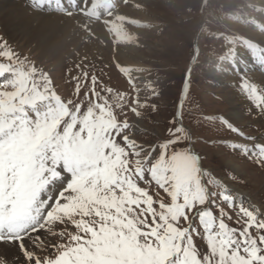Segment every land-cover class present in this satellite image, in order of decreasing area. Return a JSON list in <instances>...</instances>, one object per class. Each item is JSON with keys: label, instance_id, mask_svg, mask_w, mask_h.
I'll return each mask as SVG.
<instances>
[{"label": "snow or ice", "instance_id": "obj_1", "mask_svg": "<svg viewBox=\"0 0 264 264\" xmlns=\"http://www.w3.org/2000/svg\"><path fill=\"white\" fill-rule=\"evenodd\" d=\"M111 5L82 0L79 11L110 16ZM237 46L264 72V43L248 40L227 47L219 67L239 69ZM77 68L61 92L0 37V242L21 254L12 264H264V207L203 166L184 96L163 133L144 140L139 122L158 110L152 82L132 75L142 69L128 67V90L118 91ZM238 88L264 118V89L246 74ZM205 119L234 134L225 148L264 168L257 137L226 116Z\"/></svg>", "mask_w": 264, "mask_h": 264}, {"label": "rangeland", "instance_id": "obj_2", "mask_svg": "<svg viewBox=\"0 0 264 264\" xmlns=\"http://www.w3.org/2000/svg\"><path fill=\"white\" fill-rule=\"evenodd\" d=\"M149 1L144 7L146 15L152 20L151 23H130L135 30L141 32L147 42L149 41L150 46L139 47L143 51L144 59L141 63L144 69L135 73L134 77L138 74L142 76L144 82L138 77V85L149 80L152 82L156 95L151 103H154L158 110H145L144 118L139 122L142 139L152 140L153 133H163L165 125L180 105L181 96H184L183 123L192 133V146L201 156L203 166L211 170L216 178L228 181L231 187L247 194L255 205L253 207H264V168L253 164L239 152L225 148L224 144L231 142L234 134L223 128L219 121L205 119L208 116L227 117L229 104L241 103L243 121L241 124H234L246 134L257 137L256 142L264 143V119L258 115V110L250 111V104L235 99L231 86L227 84L228 80L221 84L217 78L220 74L216 70L214 73L211 68L214 63H220L218 56L227 47L239 44L247 36L245 19L251 14L254 6L261 4L260 1ZM0 37L7 40L20 56H26L36 67L46 71L54 84L60 86L61 92L64 91V85L68 84L70 73L79 71L77 65L86 66L90 73L96 74L106 85L118 91L128 90L125 78L127 73L118 71L107 50L82 58L63 57L55 63L50 59L40 58L39 53L27 48L24 42L16 44L9 41L1 30ZM186 78L188 85L185 94ZM129 118L134 119L131 114ZM229 161L239 165L242 171H234L228 164ZM248 198L246 197V200H249ZM225 210L233 215L227 207ZM234 219V215L233 221L225 218L230 226H235ZM197 244L203 247L199 237Z\"/></svg>", "mask_w": 264, "mask_h": 264}, {"label": "bare ground", "instance_id": "obj_3", "mask_svg": "<svg viewBox=\"0 0 264 264\" xmlns=\"http://www.w3.org/2000/svg\"><path fill=\"white\" fill-rule=\"evenodd\" d=\"M259 1L261 4L254 6L251 14L245 19L247 36L242 41L264 43V0ZM81 2L82 0H61V2L42 0L40 3L38 0L33 4L31 0L30 3L23 4L18 0H0V30L9 41L16 44L24 42L27 48L37 51L40 58H47L55 63L61 61L63 57L82 58L98 54L99 51L104 53L107 50L117 67L125 66L120 68L121 71L127 73L128 67L143 70L144 65L141 63L144 59L143 51L139 47L144 45L150 48L149 41L147 42L141 32L135 30L130 23H151L152 20L146 15V7H144V4L150 1L112 0L111 15L106 14L108 9L101 8L99 9L101 15L95 18L81 14L79 11ZM96 4L97 0H93V5ZM69 11L71 15L67 14ZM86 11H91V8ZM237 52L240 67L236 71L227 65L219 67L217 63L211 68L214 73L216 70L220 74L217 78L221 84L228 80L227 84L231 86L235 99L250 104L244 94L238 90L240 75L246 74L258 88L264 89V72H261L253 61L248 49L237 46ZM135 73L138 72H133L132 75L134 76ZM137 77L144 82L140 74ZM241 110V103L231 102L227 118L233 123L241 124L243 121ZM232 163L228 162L234 171L240 173L242 171L240 166ZM224 182L235 192L242 194L246 204L251 203L247 194L231 187L228 181L224 180ZM245 196L249 200H246ZM251 205L255 206L252 203ZM0 255H6L10 263L22 259L16 247L2 242H0Z\"/></svg>", "mask_w": 264, "mask_h": 264}]
</instances>
